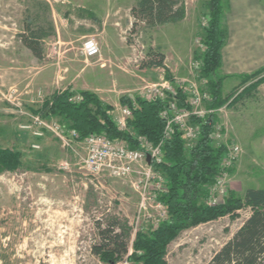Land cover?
Segmentation results:
<instances>
[{
    "label": "rangeland",
    "instance_id": "rangeland-1",
    "mask_svg": "<svg viewBox=\"0 0 264 264\" xmlns=\"http://www.w3.org/2000/svg\"><path fill=\"white\" fill-rule=\"evenodd\" d=\"M209 1L185 0V19L140 27L131 35L130 10L137 0H0V147L20 154L17 168L0 170V264H108L93 253L98 222L107 225L118 219L130 226L132 243L138 231L149 232L166 218L165 208L156 206L165 182L161 171L154 170L141 207L143 190L136 183L144 175L139 164L126 177L95 175L85 167L81 136L72 149L52 130L35 138L22 127L37 116L66 125L62 116L48 115L44 104L67 89L73 97L82 91L95 93L103 104L116 108L113 116L124 123L121 97H145L153 87L175 91L163 68L142 66L154 50L165 55L174 81L189 100L198 93L210 95L208 81L222 74L220 69L207 78L202 73ZM222 3L224 15L227 2ZM27 24L42 26L48 34L42 59L20 39ZM90 37L98 40L101 54L87 59L82 49ZM242 81H224V104L216 111L221 138L214 144H235L240 153L218 183L207 186L209 204L242 199L247 189L264 188V103L258 89L232 102L251 84ZM209 102L208 96L191 105L192 111L204 116ZM184 121L192 123L189 116ZM250 214L243 205L232 215L183 230L168 246L167 263L207 264ZM126 262L136 264L127 256L117 264Z\"/></svg>",
    "mask_w": 264,
    "mask_h": 264
},
{
    "label": "trees",
    "instance_id": "trees-1",
    "mask_svg": "<svg viewBox=\"0 0 264 264\" xmlns=\"http://www.w3.org/2000/svg\"><path fill=\"white\" fill-rule=\"evenodd\" d=\"M222 6V0L209 1L210 19L204 28L205 51L202 56V73L206 78L221 68V50L227 39V29L222 26ZM130 15V34L134 35L140 27L151 29L183 20L186 17V4L185 0H137L131 7ZM50 27L53 31V26ZM47 35L42 26L33 28L27 24L20 39L35 57L42 59V41ZM154 51L147 53L142 66L163 68L167 79L176 85L178 109L192 111L187 92L183 86L176 84L165 64V55ZM225 78L222 76L208 81L211 97L207 114L189 115L191 122L199 128L198 138L190 147L186 146L184 132L179 124H173L171 135L166 136L167 119L161 113L169 109L172 101V93L169 91H166L165 98L137 96L132 100L128 96L121 97V106L131 111V116L126 119V129L121 128L113 116L114 106L103 104L93 92L82 91L78 101H71L74 94L67 89L56 92L44 104L48 115L62 116L69 127L80 133L81 138L93 133L105 134L110 139H122L135 149L140 148L138 137L146 138L154 146L161 144L162 159L154 161L153 166L165 176L158 200L165 207L166 218L149 232L138 231L132 243L130 226L121 224L118 219H113L107 225L98 222L99 238L93 245V253L100 260L117 264L127 256L136 264H168V246L183 230L227 214L232 215L245 205L251 209V214L207 264H264V188H249L242 199L230 197L226 203L206 202L209 198L207 186L218 183L223 172L221 164L227 151L225 145L214 144L218 121L216 111L224 104L222 89ZM239 78H242V83L251 84L232 102L249 90L259 88L264 82V67ZM19 158L18 152L0 147V170L17 168Z\"/></svg>",
    "mask_w": 264,
    "mask_h": 264
},
{
    "label": "built area",
    "instance_id": "built-area-1",
    "mask_svg": "<svg viewBox=\"0 0 264 264\" xmlns=\"http://www.w3.org/2000/svg\"><path fill=\"white\" fill-rule=\"evenodd\" d=\"M83 54L87 59H92L100 56L101 48L99 42L96 38L90 37L87 38L83 45ZM167 90H159L156 87H153V90H150L148 95L145 98L154 99L156 97H166ZM165 95V97L163 96ZM211 97L209 94L200 95L195 94L193 98L190 99L191 105L198 106L204 98ZM80 97H72L71 101H78ZM172 101L168 110H164L161 113V116L167 119L166 125V136H170L172 133L173 124H179L180 127L186 126L184 137L188 146H192L193 142H196L199 135V128L194 123L186 124L184 119L190 114L198 115L193 111H180L176 105V93L172 92L171 96ZM124 113V123L120 125L121 128L126 129V119L131 116V111L127 108L122 109ZM174 111V112H173ZM172 115V117L170 116ZM185 117V118H184ZM119 123V122H118ZM24 130L32 131V134L35 138H41L44 135V132L52 130L57 136H59L64 144L72 148L74 140L77 141L80 138V133L71 127H67V124H63L61 121L52 120L50 122L41 117H33L29 123L24 124L22 127ZM221 138L220 128L216 126L214 139ZM140 141V148H131L129 144L122 139H110L105 134L93 133L88 135L83 139L86 149V157L84 158L85 167L92 174L101 175L105 172H109L110 176L115 178L126 177L134 171V165L139 164L142 168L141 174L144 177L139 180L136 185L139 188H142V202L141 207H144L146 204V190L148 187V182L154 174V161H161L162 159V150L161 144L158 146L152 145L144 137H138ZM34 148H38L39 144L34 143ZM227 151L224 156V159L221 164L223 170L229 168L237 160L240 148L235 144L232 146H226ZM150 157V162L148 158ZM145 179V180H144ZM140 183V184H139ZM143 184V185H142ZM157 207L165 208L162 203H157ZM130 253L132 251L130 250ZM125 264H128L126 262Z\"/></svg>",
    "mask_w": 264,
    "mask_h": 264
},
{
    "label": "crops",
    "instance_id": "crops-1",
    "mask_svg": "<svg viewBox=\"0 0 264 264\" xmlns=\"http://www.w3.org/2000/svg\"><path fill=\"white\" fill-rule=\"evenodd\" d=\"M226 2L222 24L227 29V39L221 50L220 70L226 77L224 81L229 78L237 81L241 75L264 67V0ZM258 91L264 103V82Z\"/></svg>",
    "mask_w": 264,
    "mask_h": 264
},
{
    "label": "water",
    "instance_id": "water-1",
    "mask_svg": "<svg viewBox=\"0 0 264 264\" xmlns=\"http://www.w3.org/2000/svg\"><path fill=\"white\" fill-rule=\"evenodd\" d=\"M148 161L150 162V157L148 158Z\"/></svg>",
    "mask_w": 264,
    "mask_h": 264
}]
</instances>
